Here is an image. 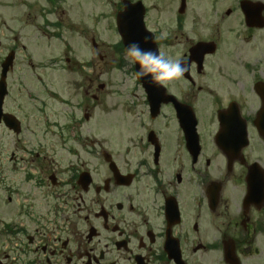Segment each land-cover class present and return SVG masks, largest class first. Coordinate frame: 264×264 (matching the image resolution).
I'll return each mask as SVG.
<instances>
[{
    "label": "flooded vegetation",
    "instance_id": "1",
    "mask_svg": "<svg viewBox=\"0 0 264 264\" xmlns=\"http://www.w3.org/2000/svg\"><path fill=\"white\" fill-rule=\"evenodd\" d=\"M184 7L167 21L156 13L153 29L157 49L185 63L182 77L149 86L132 79L109 124L100 118L101 82L98 93L81 86L93 104L85 111L99 115L36 120L34 188L44 206H16L9 218L0 211V264H264V0ZM16 21L0 15V129L19 135L20 78L34 62L27 21ZM32 25L42 37L45 29ZM94 32L95 57L124 54L120 42ZM117 64L135 69L126 59ZM32 80L37 112L56 94L65 103L45 71Z\"/></svg>",
    "mask_w": 264,
    "mask_h": 264
},
{
    "label": "rangeland",
    "instance_id": "2",
    "mask_svg": "<svg viewBox=\"0 0 264 264\" xmlns=\"http://www.w3.org/2000/svg\"><path fill=\"white\" fill-rule=\"evenodd\" d=\"M20 1L0 0V15L4 17L12 15L22 22L26 20L27 15L28 27L24 28V32L28 37L26 43L30 47V56L32 55L34 62L31 69L24 67L26 70L22 71L20 78L24 102L22 112L19 113L23 116L22 125L24 127L21 133L14 135L5 129H0V211L6 218L10 217V214H7L8 211L11 212L19 204L25 205L32 202L36 207L44 206L43 190L34 188V177L39 171L41 172L36 120H44V117H47V119H58L64 122L65 118L72 117V122H74L75 120L81 121L85 112L99 115L102 113L100 108L90 107L85 111L84 108L93 104L89 95L84 97V90L81 86L85 85L90 92L98 93L99 89L96 85L101 82L104 84L101 94L106 111L105 114H101L100 118L102 123L109 124L114 119L115 113L119 112L116 97L121 98L126 95L133 79V72L111 65L113 59L117 65L120 56L115 58L109 56L100 60L95 57L91 44L93 36L91 32L94 28L98 41L113 43L118 38L115 37L113 12L119 0H55L56 4L48 3L46 0H22L26 6ZM142 1L147 8L144 20L149 30L154 29L156 13L165 21L170 20L169 18L179 8L180 3L179 0ZM111 9L113 10L112 15L109 13ZM100 13L107 14V18L104 20L105 16ZM18 19L17 27L19 23L22 24ZM51 21L61 23L62 27L60 25L57 31L53 28H44L45 31L41 32L43 36L37 38L39 36L36 31L37 27L32 24L41 25ZM166 27L168 25L163 26V29ZM54 32L61 34V37L51 38V33ZM65 57L69 58V63L65 62ZM53 61H60L58 64L62 69L51 65ZM94 63H97L100 78L95 75ZM42 71H45L48 78L53 81L52 89L55 88L60 93L65 103H61L57 99V94L52 93L57 100H48L45 108L42 109V107L37 112L35 107H38V104L34 102L33 87L39 88V85L37 80H32V77L35 72L42 73ZM89 83L92 85L87 88ZM78 127L73 128L77 136L78 132L81 134L84 132L83 125L79 129ZM25 173L32 177L26 178ZM11 186H15L18 192L6 188ZM8 196H11L10 205L6 203ZM25 196H30V198H25Z\"/></svg>",
    "mask_w": 264,
    "mask_h": 264
},
{
    "label": "clouds",
    "instance_id": "3",
    "mask_svg": "<svg viewBox=\"0 0 264 264\" xmlns=\"http://www.w3.org/2000/svg\"><path fill=\"white\" fill-rule=\"evenodd\" d=\"M145 39L147 40V37ZM124 55L130 64L137 66L133 80L147 77L150 83L163 85L179 79L187 71L181 59L169 57L158 49H143L136 41L125 45Z\"/></svg>",
    "mask_w": 264,
    "mask_h": 264
},
{
    "label": "water",
    "instance_id": "4",
    "mask_svg": "<svg viewBox=\"0 0 264 264\" xmlns=\"http://www.w3.org/2000/svg\"><path fill=\"white\" fill-rule=\"evenodd\" d=\"M183 1L184 0H182L181 5L182 9L184 8ZM128 9H132L133 12L131 14L128 13V17L126 18V13ZM144 13L145 9L140 0H138V2L135 4L125 5L124 10L117 14V28L118 31L121 33L124 43H127L131 38H134L139 41L145 40L148 43L147 47H150L151 49L153 47V50H155V44L153 41L152 33L147 31L144 25ZM146 37L147 40L145 39ZM15 131L18 132V128Z\"/></svg>",
    "mask_w": 264,
    "mask_h": 264
}]
</instances>
